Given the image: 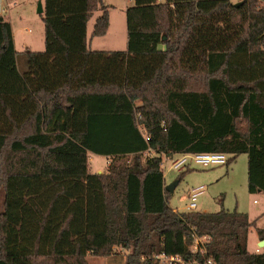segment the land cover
Here are the masks:
<instances>
[{"label":"trees","instance_id":"16d2710c","mask_svg":"<svg viewBox=\"0 0 264 264\" xmlns=\"http://www.w3.org/2000/svg\"><path fill=\"white\" fill-rule=\"evenodd\" d=\"M239 2L135 0L113 51L89 48L95 11L92 36L110 27L104 0H44V51L18 52L0 16V264H88L114 247L126 264H264L248 213L173 209L162 167L247 154L264 193V0ZM89 152L110 157L106 173Z\"/></svg>","mask_w":264,"mask_h":264},{"label":"rangeland","instance_id":"374dc122","mask_svg":"<svg viewBox=\"0 0 264 264\" xmlns=\"http://www.w3.org/2000/svg\"><path fill=\"white\" fill-rule=\"evenodd\" d=\"M44 0H4V11L7 10L6 18L13 21L14 45L17 51L24 50L42 51L45 49L44 23L38 12L39 4ZM109 5L111 30L109 34L99 40L94 39V47L105 46L115 50H126L127 17L126 3L128 0H104ZM237 3L240 0H231ZM43 4V3H42ZM101 10L94 13L88 24V33L91 35L96 18ZM91 37V36H90ZM116 40L115 43L104 45L106 40ZM118 40V41H117ZM100 41V42H99ZM109 43V42H108ZM22 62L23 59L20 58ZM90 172H107L109 160L104 155L90 153ZM228 158H230L228 156ZM133 157L130 158L132 160ZM164 159V158H163ZM167 185L178 181V185L169 195L170 206L180 212L189 211V194L193 188L200 185L206 187L205 191L198 196L196 211L218 212L222 208L241 210L250 213L253 219H257V226L264 228V194H253L249 191L248 182V158L241 154L232 159L228 164L213 167H203L192 159H189L182 169H164ZM255 200L257 202L255 203ZM250 251L257 248V230L255 227L250 232ZM249 247V246H248ZM262 248V247H261ZM128 251L120 247H114L113 251L106 256L90 254L87 257L88 264H126ZM159 264L157 260H154Z\"/></svg>","mask_w":264,"mask_h":264},{"label":"built area","instance_id":"2783aa9c","mask_svg":"<svg viewBox=\"0 0 264 264\" xmlns=\"http://www.w3.org/2000/svg\"><path fill=\"white\" fill-rule=\"evenodd\" d=\"M4 13V0H0V16ZM189 159H192L197 164L203 167H213L218 165H225L228 163V155L225 153H196V154H185L175 157L164 156L163 159V171L167 168L182 169L186 166ZM204 186H198L193 188L190 193V202L188 204V210L193 211L198 206V196L204 191ZM195 240L191 246L193 252L201 251L205 252V242L208 237H199L194 235ZM259 250V249H258ZM152 260H157L159 264H195L189 260L184 259L181 255H167L166 253L154 254L151 257ZM199 264V263H198ZM205 264H214L212 259H209Z\"/></svg>","mask_w":264,"mask_h":264},{"label":"crops","instance_id":"0c3cea01","mask_svg":"<svg viewBox=\"0 0 264 264\" xmlns=\"http://www.w3.org/2000/svg\"><path fill=\"white\" fill-rule=\"evenodd\" d=\"M159 2H164L165 0H158ZM43 3V7H44V1L42 2ZM104 3H105V1H104ZM106 4V3H105ZM135 4V0H128L127 1V3H126V11H127V9L129 8V7H131V6H133ZM106 5H108V4H106ZM108 10H109V5H108ZM98 11V10H97ZM96 12V11H95ZM94 12V13H95ZM5 13H7V10L5 9V11H4V13L1 15L3 18H4V20L5 21H7V22H9V23H11V25H12V29H13V36H14V27H13V21L11 20V18L9 17V19H7L6 18V14ZM109 14H110V12H109ZM94 15V14H93ZM100 16V15H99ZM98 16V17H99ZM93 17V16H92ZM91 17V18H92ZM97 17V18H98ZM96 18V19H97ZM91 20V19H90ZM89 20V21H90ZM88 24H89V22H88ZM111 26H112V24H111V19H110V27H109V30H108V33L105 35V36H100V37H93L92 36V33H91V37L89 36V33H88V38H89V48H91V50H103V51H113V50H115V49H111V48H109V47H105V46H99V45H97V47H94L93 46V42H94V39L95 38H100L99 40H103V38L104 37H106L108 34H109V32H110V30H111ZM94 29V28H93ZM45 32V31H44ZM93 32V31H92ZM127 34V38H128V32L126 33ZM118 41V40H117ZM100 42V41H99ZM109 42V43H108ZM115 43L116 42V40H114V39H112V40H106L105 41V43H103L104 45H108V44H110V43ZM111 45V44H110ZM127 49V48H126ZM45 50V49H44ZM44 50H42V51H44ZM19 52V51H18ZM138 105H141V102H138ZM90 153H92V152H89V154ZM247 155V154H246ZM107 158H108V160H109V163H110V157H108V156H106ZM247 158H248V155H247ZM89 159H90V155H89ZM248 164H249V158H248ZM89 171H90V161H89ZM91 173V172H90ZM93 173V172H92ZM101 173H106V172H103V171H99L97 174H101ZM93 174H95V173H93ZM165 179H166V177H165ZM248 182H249V165H248ZM166 184H167V180H166ZM200 186H204V185H200ZM205 187V186H204ZM205 189H206V187L204 188V191H205ZM203 191V192H204ZM191 193V192H190ZM261 193V192H260ZM264 194V193H263ZM189 198H190V194H189ZM257 202V200H255V203ZM198 207V206H197ZM197 209V208H196ZM195 209V210H196ZM178 211V210H177ZM190 211V210H189ZM240 212H243V211H241V210H239ZM202 212H207V211H202ZM247 213V212H246ZM249 214V216H250V219L251 220H253V221H256V223H255V228H256V230H257V248H255V250H252V252H258V253H264V237H261V235H260V231H264V228H261V227H258L257 226V219L258 218H256V219H253V217L251 216V214L250 213H248ZM248 246H249V249H251L250 248V235H249V242H248ZM262 247V248H261ZM259 249V250H258Z\"/></svg>","mask_w":264,"mask_h":264},{"label":"water","instance_id":"95a60500","mask_svg":"<svg viewBox=\"0 0 264 264\" xmlns=\"http://www.w3.org/2000/svg\"><path fill=\"white\" fill-rule=\"evenodd\" d=\"M242 2H237L235 3L236 6H239ZM38 12L40 14H42L44 12V7H43V4L40 2L39 4V9H38ZM164 39H166V36H164ZM178 185V181H176L175 183L171 184V185H167L166 186V190L167 191H170V192H173L175 190V187Z\"/></svg>","mask_w":264,"mask_h":264}]
</instances>
